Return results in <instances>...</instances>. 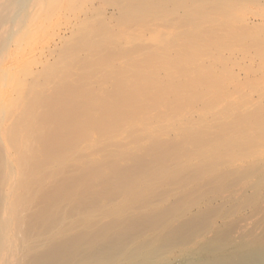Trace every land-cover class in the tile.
Instances as JSON below:
<instances>
[{
	"label": "bare ground",
	"instance_id": "bare-ground-1",
	"mask_svg": "<svg viewBox=\"0 0 264 264\" xmlns=\"http://www.w3.org/2000/svg\"><path fill=\"white\" fill-rule=\"evenodd\" d=\"M260 51L264 0H0V264H264Z\"/></svg>",
	"mask_w": 264,
	"mask_h": 264
},
{
	"label": "rangeland",
	"instance_id": "rangeland-1",
	"mask_svg": "<svg viewBox=\"0 0 264 264\" xmlns=\"http://www.w3.org/2000/svg\"><path fill=\"white\" fill-rule=\"evenodd\" d=\"M263 37V35L261 34V38ZM254 52V51H253ZM260 53L261 54H264V52L263 51H260ZM257 62V65L258 64H260L262 67H264V60H261V61H256ZM256 65V64H255ZM244 76V75H243ZM257 87H258V90H257V92H258V95H257V92L256 93H254V94H250V97H254L253 99H251V102L253 101V100H257V99H259L260 98V93H259V90L260 89H263L264 90V85H261V86H259V85H257ZM263 95H264V93H263ZM254 155H257L256 153H252V154H249V156H251V157H253ZM20 244H21V242H20ZM19 244V245H20ZM17 246V247H19V248H21L20 246H22V245H20V246ZM16 247V248H17ZM15 249V248H14ZM18 249V248H17ZM19 251H17L18 253H17V255H18V257L19 258H21V255H23L22 253L21 254H19L20 253V251H21V249H18ZM17 257V256H16ZM18 257H17V259H18ZM13 258H15V257H13ZM16 259V260H17ZM15 260V259H14ZM14 260L12 259V261H13V264H17L18 263V260L16 261L15 260V263H14Z\"/></svg>",
	"mask_w": 264,
	"mask_h": 264
}]
</instances>
